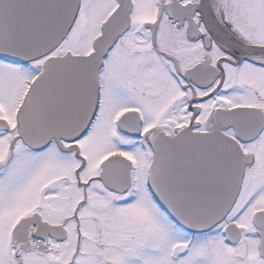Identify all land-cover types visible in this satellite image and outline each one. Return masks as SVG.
<instances>
[{"label":"snow or ice","instance_id":"1","mask_svg":"<svg viewBox=\"0 0 264 264\" xmlns=\"http://www.w3.org/2000/svg\"><path fill=\"white\" fill-rule=\"evenodd\" d=\"M0 264H264V0H0Z\"/></svg>","mask_w":264,"mask_h":264}]
</instances>
